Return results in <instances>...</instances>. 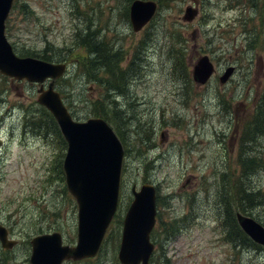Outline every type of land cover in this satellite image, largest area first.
<instances>
[{
	"label": "rangeland",
	"instance_id": "rangeland-1",
	"mask_svg": "<svg viewBox=\"0 0 264 264\" xmlns=\"http://www.w3.org/2000/svg\"><path fill=\"white\" fill-rule=\"evenodd\" d=\"M130 1L16 0L6 21L17 54L41 53L48 44L68 57V74L55 90L74 120H106L126 153L103 248L64 264H120L123 217L132 187L142 184L156 188L151 264H264V248L233 234L231 240L227 221L230 210L264 226V134L245 149L262 167L240 177L237 161L242 126L264 87V0H154L155 17L138 33ZM22 5L32 13L24 15ZM188 7L197 11L191 22L183 19ZM180 50L182 66L175 60ZM202 56L216 73L199 86L191 73ZM229 66L235 73L221 86ZM38 89L0 75V226L17 242L11 250L0 245V264H29L37 235L57 231L71 246L77 240V207L61 168L66 147L36 103ZM245 189L250 197L242 203L253 205L242 213L236 199ZM225 192L236 206L224 204Z\"/></svg>",
	"mask_w": 264,
	"mask_h": 264
},
{
	"label": "water",
	"instance_id": "water-1",
	"mask_svg": "<svg viewBox=\"0 0 264 264\" xmlns=\"http://www.w3.org/2000/svg\"><path fill=\"white\" fill-rule=\"evenodd\" d=\"M13 0H0V74L16 80L43 83L51 79L44 90H38L37 102L54 117L67 145L63 172L67 191L77 205V242L63 245L58 232L42 234L30 240L29 264H62L94 257L101 246L118 203L123 148L112 129L100 118L75 122L56 92L54 82L65 70L64 64H52L33 57H18L5 37V20ZM156 3L134 0L129 7V20L134 32H139L153 17ZM197 11L188 7L184 20L191 21ZM228 67L219 77L220 85L233 75ZM214 73L207 56L192 66V79L205 85ZM133 200L123 219L121 241L117 254L120 264H150L153 244L150 233L155 224V188L144 184L138 191L132 188ZM238 226L249 239L264 248V227L250 217L236 214ZM0 243L12 249L16 242L8 240L0 226Z\"/></svg>",
	"mask_w": 264,
	"mask_h": 264
},
{
	"label": "trees",
	"instance_id": "trees-1",
	"mask_svg": "<svg viewBox=\"0 0 264 264\" xmlns=\"http://www.w3.org/2000/svg\"><path fill=\"white\" fill-rule=\"evenodd\" d=\"M21 7H22V13L24 15L32 13L30 8H28L27 5H22ZM77 36H79V35L76 34L75 37L77 38ZM84 41H85V38H82V41H81L82 44H79V47H83L85 45ZM20 56H31V57L39 58L41 60H45V61H49V62H65L68 58L66 56L60 55L59 53L53 54L51 52V49L48 46V44H47V46L46 45L44 46V49L42 50L41 53H37V52L33 53V52H29V50L23 49L20 51ZM97 59H99V58L97 57L96 60ZM183 59H184V54H183L182 50L175 53L176 64L182 66V60ZM255 107H256V111L254 112V115H252L251 118L249 117L250 118L249 121L247 120V122H245L244 125L242 126V137H241L242 141L238 142L239 153H238L237 161L239 162L238 164L242 168L241 171H244L240 177H243V174H246V173H252L253 174V173H255L253 170L260 169L262 167L261 160L256 156H249V153L247 152L248 148L246 151H245V149H246V147H249V146H247V144H250L251 145V147H249V149H250L249 152H250L256 146L255 144H256V140H257L258 136L264 134V87L262 88L261 92L259 93V100L257 99ZM49 117L52 120L50 115H49ZM245 152H246V154H245ZM247 162H248V164H247ZM256 163L260 164L261 167L255 168ZM60 174L62 175L61 171H60ZM240 187H244V183ZM254 189H255V187H254ZM256 192H259V191L255 190V193H253V192L252 193L255 194L254 195L255 198L258 200V198H259L258 195H261V194L259 192L257 195ZM222 197H223L224 204H228L229 202L234 204V200L232 199L231 195L228 194L227 192H225ZM237 197H238V200L236 198L235 199H236V202L238 201L237 203H240L241 207H239V208L242 210L241 211L242 213L245 212L244 208H242V207H248V206L253 205V204L245 205L242 203V200L250 197L247 189L238 191ZM258 201H260V200H258ZM228 206L231 207L230 204ZM234 206H236V205L234 204ZM227 221H228L229 227L231 228V231L229 234L231 240H232L231 237L233 234V236L240 238L241 241L250 242V240L246 236H244L243 232L238 227L236 219H235V215L233 216L231 214L230 210L228 211V214H227ZM253 246H256V245L253 244Z\"/></svg>",
	"mask_w": 264,
	"mask_h": 264
},
{
	"label": "bare ground",
	"instance_id": "bare-ground-1",
	"mask_svg": "<svg viewBox=\"0 0 264 264\" xmlns=\"http://www.w3.org/2000/svg\"><path fill=\"white\" fill-rule=\"evenodd\" d=\"M126 88V87H125Z\"/></svg>",
	"mask_w": 264,
	"mask_h": 264
}]
</instances>
